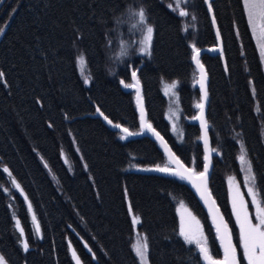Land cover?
<instances>
[{
    "label": "trees",
    "instance_id": "16d2710c",
    "mask_svg": "<svg viewBox=\"0 0 264 264\" xmlns=\"http://www.w3.org/2000/svg\"><path fill=\"white\" fill-rule=\"evenodd\" d=\"M135 1L153 27L150 54L113 72L106 47L111 28ZM168 1L5 0L0 6V254L8 264H76L73 251L80 264H139L136 231L150 245L149 264H204L195 245L179 236L180 200L203 221L211 254H221L187 184L139 170L168 165L158 145L147 136L127 138L94 115L99 108L113 122L139 130L133 92L121 85L137 69L148 120L185 164L201 170L199 129L189 120L199 99L191 55L193 45L213 46L215 36L204 0H190L196 32ZM210 4L223 50L200 57L216 151L209 187L230 222L224 176L238 175L242 146L264 198V71L242 0ZM76 49L84 56L88 83L79 73ZM172 80L180 105L178 137L165 117L161 86ZM131 213L141 220L135 227Z\"/></svg>",
    "mask_w": 264,
    "mask_h": 264
},
{
    "label": "snow or ice",
    "instance_id": "6c2138e0",
    "mask_svg": "<svg viewBox=\"0 0 264 264\" xmlns=\"http://www.w3.org/2000/svg\"><path fill=\"white\" fill-rule=\"evenodd\" d=\"M244 8L246 10V14L249 20L250 25L253 27V31L257 30V21H259V35L257 39L260 41V55L264 57V0H243ZM171 7V5H170ZM177 8H179V15L181 17L186 16L188 13L177 4ZM14 11V10H13ZM209 11H211V5H209ZM139 18V23L143 27V37L140 40V48L139 51L142 54H150V48L153 39V27L146 23V11L143 8H140L136 13ZM213 23L215 24V19H213ZM4 29L0 27V33H2ZM217 37L219 38V32L217 33ZM200 53V49L196 48L193 45V56L192 59L196 62L198 69L200 70V79L198 83L201 88V97L200 102L196 105V107L200 110V115L193 117V119H197L201 121V129L204 133L202 139L205 142L206 155L204 157V170L201 172H196L194 169L185 168L182 163H180L179 159L176 158L173 154H171L170 150L165 145V150L169 152V161L170 164H175L176 167L166 166L159 167L157 166L154 170L177 177L181 180H187L193 184V187L196 188L197 192L200 193L201 199L204 200L205 204L209 205V213L212 218L213 225L215 227L216 236L220 243V248L223 252V256L220 259H216L212 256L208 244V239L204 234V230L200 221L196 219L194 215H192L191 211H189L183 204L180 203L177 211L180 213V228H179V236L183 239L185 244L195 245L196 250L199 253L200 258L204 261V264H241V257L238 255L237 246L233 243V233L229 228L227 221L224 220L223 216L219 215V209L215 208V201L211 200V194L207 189V176L209 171V155H208V135L207 129L208 124L204 119V101L207 99V91L205 87V81L207 79L206 73L204 72L203 65L200 64L198 59ZM222 54V53H221ZM78 63L81 67L84 66L85 60L84 56L80 55L78 58ZM4 73L0 72V79H3ZM132 77L136 80L135 85L125 84V87H136L139 84V81L136 79V72H132ZM85 83H88V78L86 77L84 80ZM123 83V81H121ZM175 82L172 85H166V91L169 88H174ZM137 104L140 109V119H141V130L142 131H151L153 132L157 138L159 137V133L155 132V129L152 128V125L148 123L145 119L143 102L139 93V88L137 87ZM97 112L100 113L101 116H104L103 112H100V109L97 108ZM104 119L111 125L112 121L108 119L107 116H104ZM114 127L121 129L122 132L126 133L128 136L137 135L138 133L129 132L128 128H121L120 124L114 125ZM124 139V136L120 137ZM214 151V149L212 150ZM241 163L245 165L246 168V176L245 180L248 182L247 190L248 195L251 197V204L255 208V220L256 223H253V220L248 211V205L244 201L243 196L237 190L232 195V211L233 215L236 219V224L239 228V248L242 250V259L247 262V264H264V198L261 197V190L256 187V176L253 172L252 165L250 161H248L246 157V153L244 151L243 146L241 147V155L239 157ZM5 172H8L7 167L4 168ZM232 178H229V183L231 185ZM16 188H19L20 185L16 183L15 180L12 181ZM250 185V186H249ZM211 203L209 204V201ZM29 211H31V204L28 205ZM129 211L132 209L129 207ZM33 221H35V216L33 215ZM141 220L139 216H133L132 225L135 227L140 224ZM16 228L20 231L21 237H23L24 232L23 228L20 226L19 220L16 221ZM36 231L39 233L40 228L39 225H36ZM23 248L25 250L28 249L27 241H22ZM71 247V245H70ZM149 251L150 245L147 239L140 234V237L137 240V243L134 245V252L136 257L139 260V264H149ZM74 259L76 260V264H80V260L77 257L75 251L72 252ZM0 264H6L4 257L0 256Z\"/></svg>",
    "mask_w": 264,
    "mask_h": 264
},
{
    "label": "rangeland",
    "instance_id": "374dc122",
    "mask_svg": "<svg viewBox=\"0 0 264 264\" xmlns=\"http://www.w3.org/2000/svg\"><path fill=\"white\" fill-rule=\"evenodd\" d=\"M3 0L1 2H4ZM169 6L171 5L170 8L176 11V13L179 14V8H177V4L180 5L188 14L186 16L181 17L182 22L184 26H189V28L192 29L193 32L197 31V26L195 23V13L192 9V5L190 0H170L168 1ZM243 8H244V3L242 0ZM0 5V6H1ZM140 8H143L141 3L139 1L132 2L128 6L125 7L124 11L120 12V14L115 18L114 20V25L111 28V35L110 38L108 39V45L107 47V53H108V65H109V70L111 71H116L117 68H119L120 65H124L126 62L128 64L132 63L133 58H141L144 55L148 54H142L139 51L140 48V40L143 37V27L139 23V18L136 13L139 11ZM244 12L247 18V22L249 25V28L251 30L252 37L254 39L255 45L257 52L259 54V59L261 62L262 69L264 71V57H261L260 55V41L257 39L259 35V21H257V30L253 31V27L250 25L246 10L244 8ZM146 23L150 25L149 20L146 19ZM151 26V25H150ZM78 49V48H77ZM76 49V62H77V67L79 70V73L81 77L83 78V81L85 78H88L89 81V76L87 73V67L86 64L84 63V66L81 67L80 64L78 63L77 58L82 55L81 52H79ZM175 82V87L174 88H169L166 91V85H172V83ZM176 81H162V91L163 94L165 95L166 98V105H165V117L168 120L169 126L171 127V131L178 136L181 135L180 128H179V99H178V93H177V85ZM196 104L199 103V99ZM241 155V147L238 149L237 152V161H238V166H239V172L238 175L234 172L232 173H226L224 176V183H225V195H226V200H227V206L229 208L230 212V222H228L229 227L233 233V239L235 241V245L237 246L238 249V255L241 257V263L242 264H247L246 261L242 259V250L239 248V228L236 224V219L235 216L233 215L232 211V195L238 190L239 193L243 196L244 201L248 205V211L249 214L253 220V223H256L255 220V208L251 204V197L248 195V190H247V184L248 182L245 180L246 176V168L245 165H243L239 159ZM247 157V155H246ZM248 159V157H247ZM249 161V160H248ZM232 178L231 185L229 183V178ZM250 186V185H249ZM257 187V184H256ZM183 202L184 206L191 211L192 215L196 217L197 220L200 221V224L203 227L204 234L207 237V232L205 230L203 221L199 218L198 215H196L189 207L188 205L183 201L180 200L176 204V214H177V219H178V232L180 228V213L177 211L180 203ZM223 213V212H222ZM224 215V214H223ZM134 214L131 213V218H133ZM136 216V215H135ZM17 221V219H16ZM139 231H136L134 233V240H133V247L137 243L138 238L140 237ZM208 239V238H207ZM209 244V243H208ZM210 248V246H209ZM211 252V251H210ZM0 256H2L0 254ZM213 256V255H212ZM221 254L219 256H215V258H220ZM214 257V256H213ZM74 258V257H73ZM5 260V259H4ZM75 260V259H74ZM6 264L7 261L5 260ZM76 262V260H75Z\"/></svg>",
    "mask_w": 264,
    "mask_h": 264
},
{
    "label": "water",
    "instance_id": "95a60500",
    "mask_svg": "<svg viewBox=\"0 0 264 264\" xmlns=\"http://www.w3.org/2000/svg\"><path fill=\"white\" fill-rule=\"evenodd\" d=\"M3 0H0V5H1V2ZM211 0H204V5L206 7V10H207V13H208V16H209V19H210V22H211V25H212V28H213V32H214V36H215V44L213 46H205V47H199L198 49H200V53H199V56H198V59L200 61V64L203 65V69H204V72L206 73V76H207V79L205 81V87H206V91H207V87H208V75H207V71H206V68L204 66V64L202 63L200 57L203 53H208V54H212V55H215V54H221L222 53V50H223V47H222V41H221V37H220V33H219V38L217 37V33L219 32L218 30V26H217V23H216V20H215V24L213 23V19H215L214 17V14H213V11H212V8H211V11H209V5L210 4ZM1 35V33H0ZM192 56H193V49H192V55H191V63L196 71V80H195V87L198 89L199 91V102H200V97H201V88H200V84L198 83L199 79H200V70L198 69L197 67V64L196 62L192 59ZM135 71L136 72V79L139 81V84L136 86V87H125V84H129V85H135L136 84V80L133 79L132 77V72ZM122 87L124 90L126 91H132L133 92V100L135 102V108H136V112H137V115H138V122H139V130L137 131H131L129 130V132H133V133H138L137 135H133V136H128L126 133L122 132L121 129H118L116 127H114V125L116 124H120V123H115L113 122L110 118H108L109 120L112 121V124L110 125L105 119H104V116H106L104 114V116H101L99 112H97V108L94 112V115L95 116H98L100 117L103 122L108 125L110 128L112 129H115V130H118L120 131L122 134L125 135V137L127 138H135V137H140V136H147L149 137L150 139H152L157 145L158 147L160 148V150L162 151L163 155L165 156V159L168 163V165H163V166H159V167H166V166H171V167H176L175 164H170V161H169V152L165 150V145H167V148L170 150L171 154H173L176 158L179 159L180 163H182L184 165L185 168H190V169H194L193 167L191 166H188L187 164H185L176 154L175 152L173 151L171 145L168 143V141L166 140V138L152 125V123L148 120L147 118V112H146V108H145V104H144V98H143V94H142V85H141V82L139 80V77H138V74H137V69H134V70H131L130 71V82L129 83H121ZM137 87L139 88V93H140V96L142 98V102H143V109H144V114H145V119L148 123H150L152 125V128L155 129V132L156 133H159V137L162 138L163 140V143L161 141V139L157 138V136L151 132V131H142L141 130V119H140V109L138 107V104H137ZM198 104V103H197ZM196 104V105H197ZM204 119L207 121L206 119V112H207V105H208V91H207V99L204 101ZM197 108V107H196ZM101 112V111H100ZM200 115V110L197 108L196 110V113L194 114V116H192L189 120L190 122L192 123H195L197 126H198V129H199V142L201 144V147H202V152H203V156H202V160H203V163H202V168L201 170L199 171H195L196 172H201L204 170V163H205V160H204V157L206 155V149H205V142L204 140L202 139L204 133L201 129V121L200 120H197V119H193V117H196V116H199ZM208 124V123H207ZM121 125V128H125V126H123L122 124ZM207 135H208V144H207V149H208V155H209V161H208V164H209V171H208V176H207V189H208V192L211 194V200H214L215 201V206H214V209L215 208H218L219 209V215L223 216L224 220L227 221L222 213V210L220 208V206L218 205L215 197L213 196L211 190H210V187H209V179H210V175H211V172H212V167H213V163H212V158L214 155H216V151H212L214 148L212 147L211 145V140H210V136H209V131L207 129ZM157 166H150V167H141L139 168V170L143 171V172H154V173H158V174H162V175H167V174H164V173H161V172H158V171H155L154 169L156 168ZM187 186L190 188V190L193 192V194L195 195V197L197 198L198 202L200 203L201 207L203 208L205 214L207 215L208 217V220L211 224V227L214 231V234H215V238H216V241L218 243V246L220 248V243L217 239V236H216V231H215V227L213 225V222H212V218H211V215L209 213V205L208 204H205L204 200L201 199V196H200V193L197 192L196 188L193 187V184L190 183L189 181L187 180H183ZM211 200L209 201V204L211 203ZM32 219H33V216H32ZM228 223V222H227ZM34 225L36 226V223L34 221ZM229 225V224H228ZM230 228V227H229ZM233 243L235 244V241L233 239ZM221 250V248H220ZM223 256V252L221 250V257L222 258ZM215 258V257H214ZM220 258H216V259H220ZM204 262V261H203Z\"/></svg>",
    "mask_w": 264,
    "mask_h": 264
}]
</instances>
